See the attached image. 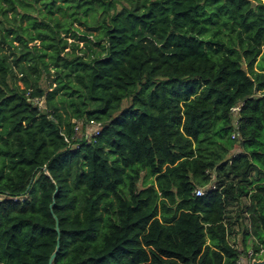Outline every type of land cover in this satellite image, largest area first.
Here are the masks:
<instances>
[{
    "label": "trees",
    "instance_id": "trees-1",
    "mask_svg": "<svg viewBox=\"0 0 264 264\" xmlns=\"http://www.w3.org/2000/svg\"><path fill=\"white\" fill-rule=\"evenodd\" d=\"M58 238L52 264L264 248L263 0H0V264Z\"/></svg>",
    "mask_w": 264,
    "mask_h": 264
},
{
    "label": "built area",
    "instance_id": "built-area-1",
    "mask_svg": "<svg viewBox=\"0 0 264 264\" xmlns=\"http://www.w3.org/2000/svg\"><path fill=\"white\" fill-rule=\"evenodd\" d=\"M232 110L238 113L241 110V104L234 106ZM235 124L236 126H238L237 120ZM102 128H103V124L100 121H97L95 119L90 120L88 123H86V125H84L83 121L77 122L75 126V130L77 134L84 135L89 140H91V137L93 135H98L101 132ZM236 136H237V132H234L233 137H236ZM215 187H216L215 182H211L207 186H199L195 189V194L204 195L208 191V189L215 188ZM15 199H17V197H15ZM263 253H264V248H262L259 252H256L253 248H250L248 251V254L247 255L243 254L240 257L238 263L239 264H252V260L254 258H262L261 256H263ZM254 255H257L259 257H255Z\"/></svg>",
    "mask_w": 264,
    "mask_h": 264
},
{
    "label": "rangeland",
    "instance_id": "rangeland-1",
    "mask_svg": "<svg viewBox=\"0 0 264 264\" xmlns=\"http://www.w3.org/2000/svg\"><path fill=\"white\" fill-rule=\"evenodd\" d=\"M264 1V0H263ZM83 45V44H82ZM129 103L130 102H128V100H126V102H125V105H129ZM42 104V103H41ZM43 105V104H42ZM237 151H239V150H237ZM237 209V208H236ZM234 214H236V210H235V213ZM247 222H248V224H250L249 223V219H247L246 220ZM236 231H237V234L234 236V238L232 239V242H235L236 243V240L238 241L237 242V245L239 246V247H242L243 245H242V243H241V241H242V237H243V229H242V226L240 225V224H237V228H236ZM250 245H252V240H250ZM250 247H252V246H250Z\"/></svg>",
    "mask_w": 264,
    "mask_h": 264
},
{
    "label": "water",
    "instance_id": "water-1",
    "mask_svg": "<svg viewBox=\"0 0 264 264\" xmlns=\"http://www.w3.org/2000/svg\"><path fill=\"white\" fill-rule=\"evenodd\" d=\"M57 229L59 230V222L57 221ZM59 239L60 238H58V245H57V250L52 254V256H51V258H50V264H52V262H53V259H54V257L56 256V254H57V251L59 250V247H60V245H59ZM252 264H264V257H262V258H254L253 260H252Z\"/></svg>",
    "mask_w": 264,
    "mask_h": 264
}]
</instances>
